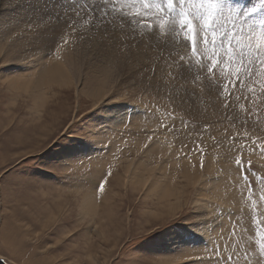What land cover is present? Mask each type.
I'll list each match as a JSON object with an SVG mask.
<instances>
[{
    "label": "rangeland",
    "instance_id": "rangeland-1",
    "mask_svg": "<svg viewBox=\"0 0 264 264\" xmlns=\"http://www.w3.org/2000/svg\"><path fill=\"white\" fill-rule=\"evenodd\" d=\"M75 1H79L77 6L84 7H93L96 1L107 2L112 16L122 13L114 10L115 0ZM75 1L68 0L72 10L77 8L72 4ZM7 4L11 9L1 11L12 14L13 4ZM116 7L119 9V5ZM130 11L125 9V13ZM96 13L100 18L101 12L96 9ZM125 13L122 14L129 18L131 29L139 32L136 40L145 48L149 33L172 38L171 29L179 43L171 41V48L175 46L172 52L186 54L194 61L191 44L182 36L174 18L169 19L161 34L155 19H144L143 13L134 19ZM17 15L15 10L14 16ZM5 18L8 19L3 17L0 21V31H3L0 34V173H3L0 175V259L7 260V264H215V258L210 261L208 256L216 246L223 245L225 255L236 251L237 243L250 251L256 247L254 220L264 219V202L259 201V196L264 194V183L252 177L258 201L254 209L235 160L241 157L246 163L251 159L252 171L264 177V156L253 149V140L257 149L264 143V90L261 88L264 76L243 77L232 89L230 106L225 108V101L220 97L209 95L207 100L201 93L205 82H200L207 78L211 85L223 88L227 83L225 77L201 72L200 78H206L192 81V92L183 79L179 80V86L167 80L163 90L160 85L151 89L147 86L146 74L151 69L145 67L149 66L147 62L133 66L119 59L122 66L114 65L112 70L111 64L107 67L102 58L103 46L99 48L101 52H83L71 47L61 55V61L67 60L64 63L71 83L44 87L45 98L38 107L33 105L28 90L9 86L6 77L28 73L35 66L31 61L39 54L56 59L58 50L67 43H61V36L55 31L41 43L38 42L40 35H27L30 44L20 49L15 44L27 38L26 31L20 33L6 28ZM234 26L244 41L253 33L264 31V0H240L235 7L218 6L211 24L218 38L220 32ZM56 41L58 45L53 50ZM248 59L245 50V64ZM135 60L131 58L132 63ZM256 71L261 70L257 67ZM95 78H105L98 88V99L91 94ZM107 79L109 82L105 85ZM157 79L160 78L157 76ZM210 84L207 86L211 87ZM164 92L165 98L161 96ZM213 97L220 109L211 115L205 105ZM125 104L127 114L120 119L122 124L113 126L112 108H122ZM173 115L176 131H165L163 125L170 123ZM135 116L144 120L139 129V126L135 128L137 121L132 126ZM138 136L143 139L140 148L133 145ZM154 142L164 144L161 147L166 150L164 157L152 158L155 176L159 177V168H163L167 156L172 154L177 161L174 167L166 165L165 174L173 175L172 183L184 191L180 209L169 212L162 209V203L156 198L145 197L138 185L129 183L126 176L124 181L121 177L125 161L140 160L144 148ZM207 159L213 162L210 172L205 169ZM223 162L229 166L230 177L238 180L235 201L224 203L219 199L220 204L214 199L206 203L208 200L197 195L201 182L215 177L217 183L224 175L217 165ZM183 167L195 174L199 172L201 182L188 184L189 179L183 178L180 172ZM109 172V182L101 192L99 185ZM85 187L92 188L98 205V213L91 221L79 215L77 193L86 192ZM184 249L191 256L176 258V252ZM253 264H264V258L256 256Z\"/></svg>",
    "mask_w": 264,
    "mask_h": 264
},
{
    "label": "bare ground",
    "instance_id": "bare-ground-1",
    "mask_svg": "<svg viewBox=\"0 0 264 264\" xmlns=\"http://www.w3.org/2000/svg\"><path fill=\"white\" fill-rule=\"evenodd\" d=\"M10 1L0 0V21L4 20V19L2 20L3 17H8V19L5 18L6 20L4 21L6 28H9V29L11 28V30H16V31L18 30L17 32H20V33L26 31V36L27 35L30 36L32 34L33 35L38 34L40 35L39 41H38L39 43L44 41L47 38V36H49V34H52L55 31L58 32L60 36H63L65 34L68 37L66 46H63L61 47V49L58 50L59 56L55 57L56 59L49 58V56L47 55H40L39 54L40 52L39 53L37 52L39 55L35 59L33 58V61H31V63L28 61L30 64L35 63V66L32 70H30L28 73L20 72V73L12 74V76L7 75L8 77H6V81L9 86H14L16 89H21L24 91L28 90L27 92L30 94L32 103L35 106L39 107L38 103H41L42 100L45 98L44 96L45 94L43 91L44 87L52 86L53 84H57L58 86H60L68 82L71 83L70 81L72 80L71 76L69 75V71H67L68 69H67L66 63H64V61L67 62V60L61 61V55L63 56V53L68 52L69 51L68 49L71 47L75 49H80V51L84 50L83 52H87V51L94 52L93 50H97L98 52H101L99 48L103 46L105 50L101 52L102 58L107 67H109L111 64L112 70L114 68V65L117 67L122 66L119 59H123L124 61L127 62V65L133 64V66L138 65L139 62H147L149 66H145V67L146 68L154 67L155 71L157 72V76L159 78L161 76L159 72L160 69L157 65H153V64L155 61L158 60V57L161 53L165 55L166 57L168 56L169 53L171 54V56H174V57H184L183 60H180V59L176 60L177 67L174 66L172 71L177 79H180V81H182L183 79L185 80L184 82L189 83V84L187 83L185 84L186 88L188 87L189 92H192L191 90L192 87L190 83L192 81H195L196 77L201 75V72L207 71L206 69L207 64L204 63L205 62L204 60H201L199 63H197L195 59H193L194 61H192V59H189V57L186 54H179L178 52L176 53L175 50L174 52H172L173 50L172 48H175V46L171 48V45H172L171 41L176 43L178 42L177 41L178 39L174 36L171 29H170V36L172 38H165V37L162 38L161 35H158L156 32L149 33V38L147 39L148 47L145 48V46L141 45V42H138L136 40L139 32L133 31L131 29L129 18L122 13L112 16L113 14H111V7L109 6L107 2L96 1L93 4V7H90L89 5H86L84 7L80 5L77 6L79 1L74 0L75 3H72V2L71 3L74 4L73 6L74 7L76 6L77 8H74V10H72L73 8L70 7L71 4L68 3V0L67 2L66 0H13V1L10 0ZM239 1L240 0H227V1L216 0V3H217V7L218 6H230V7L234 6L235 7L237 6V3ZM5 4H7L8 6L13 4L12 14L11 12L2 13L1 10H5L7 8ZM106 6H108V9L105 8ZM96 9H98L101 12L100 18L95 16V14H97ZM15 10L19 13V15L14 16ZM82 12L92 17L91 24L84 23L85 17L83 15L78 17L79 13H82ZM73 21H76V26H77L79 35L72 33L69 29H67V27H65V24H67L68 22H73ZM100 21H103L105 24H102ZM9 23H13L12 27H9ZM106 23H107L108 34L116 37L115 39H110L108 35H104V32H105L104 25H106ZM108 23L111 24V26L109 25L111 28H108ZM118 23H120L121 27H119ZM121 32L123 33V36H120ZM2 33L3 31H0V34ZM23 35H25V33ZM28 36L27 38L21 41L17 40V43L15 44V46H18V48L20 49L23 46H26L30 42L28 41ZM158 38L160 39L158 40ZM176 44L178 45L179 43H176ZM57 45H58V41H56L55 46L53 45L54 46L53 50H55ZM88 47L90 49L86 50L85 48H88ZM97 51H96V54H97ZM145 53L147 55H145ZM81 57L77 58L76 60L81 59ZM131 58H133L134 60L136 59L135 60L136 62L132 63ZM29 60H31V58ZM104 73L105 71H103V74ZM216 76H219L221 78L224 77V75L218 71H217ZM201 78H206V76L204 77L201 76ZM95 79L96 81L95 82L93 81L94 83L92 84L93 89H92L91 94L93 96L92 98L98 99L100 97L98 88L101 86L103 79H97V78ZM164 81H167V77H164ZM108 82L109 80L107 79L105 82V85H107ZM200 82H205V84L201 86V93L207 96V100H208L209 95L216 96V98L220 97L219 94L221 90L223 89L222 87H220V85L216 87L214 85H211L207 78L206 80H201ZM207 83L210 84L209 86L211 87H208ZM163 86L164 84L160 85V88L162 90H163ZM150 88L154 89L155 84ZM35 89L39 91L34 92ZM162 94L161 96L165 98L167 93L164 92L165 95H162ZM211 100L213 101L209 102V104L207 102V104L205 105L206 110H211L209 114H211L212 112H218L220 109V107L216 103V99L213 97L211 98ZM127 106L128 105L125 104L122 108H118V106L112 108L111 113L113 114L111 116V120L113 121V126L119 127L120 124H122L120 122V119L122 118L123 115L127 114L126 112H124L127 110ZM133 121L134 123H132V126L133 124H136V121L139 122L138 125H135L136 126L135 128L137 129V127L139 126L138 127L139 129L141 128L140 122H143L144 120L142 121L140 117L135 116ZM139 137L140 136L137 137L136 141L133 144L137 148H140V146H142L143 144V141H142L143 139ZM161 146H164V144H161L159 142L158 143L154 142L150 144L148 147L144 148L145 150L143 151V154L139 157L140 160L135 161L133 158H131L125 161V166L123 168V174L121 177L124 181V177L126 176L129 183L132 182L131 183L132 185L139 186V188L141 189V192L143 193L142 195H144L145 197H149V199L156 198L160 204L162 203V207H163L162 209H165L169 212L170 210H174L177 208L180 209L182 206V201L185 198L183 196L184 191L181 190L182 188L179 190V187L172 183L174 181L173 179L174 176L171 174L170 176L169 174L167 176L165 174L166 173L165 170L167 169L166 165L171 164L173 166L177 163V161H174L172 154L167 156V159H165L166 161L163 162L162 164L163 168L160 169L158 167L161 172L159 177L154 175L155 167L153 164H151L152 158L154 157L155 159L160 156L164 157L163 155L165 154V151H166L165 148ZM133 149H135L134 151H138L136 150V148H133ZM212 165H213V162L211 160H208L207 165L205 166V169L210 172L212 170ZM217 168L222 172V174H224L223 177L217 181V183L214 182V180L217 179V178L214 179L215 178L214 176H212L214 178L209 179L210 181H204L202 183L201 182L202 175H200L199 172L195 174L196 173L195 171H191V170L189 171V169H186L184 167L182 170H180V172L183 178L189 179L188 184H195V183H198L199 181L201 182L200 192H198L197 195H201L204 198V201L208 200L206 201V203L209 201L212 202L214 199H218V200L221 199V201H223L224 203H230L232 200H234V195L237 194L238 192L236 188L238 185L237 184L238 180L233 179L234 177H230V175L227 172V169L229 168V166L225 164V162L221 164L218 163ZM217 168L216 170H218ZM97 169L99 168H97L96 166V170ZM122 179H120V181ZM207 187L208 189H206ZM205 190L207 191L208 194L206 193ZM85 191L86 192H79V193L76 192L79 196V203H78L79 215L81 219L87 218L86 220L91 221L92 219L95 218V216L98 213V210H97L98 205H97L96 200L94 199L92 188L85 187ZM221 195L223 196L221 197ZM239 201H236V202H239ZM218 202H220V200ZM236 202L235 204L237 205ZM206 203H204V205ZM186 250L187 249L176 252L178 255H175V254L174 255L177 256L176 258H180V259L188 258L191 256V254H188L189 252L187 253ZM161 259L164 260L163 258ZM167 261L170 263L172 262L170 260H167ZM191 264H197V263L193 262Z\"/></svg>",
    "mask_w": 264,
    "mask_h": 264
},
{
    "label": "snow or ice",
    "instance_id": "snow-or-ice-1",
    "mask_svg": "<svg viewBox=\"0 0 264 264\" xmlns=\"http://www.w3.org/2000/svg\"><path fill=\"white\" fill-rule=\"evenodd\" d=\"M116 5H119L117 9ZM125 9L131 10L129 13H125ZM217 3L216 0H115L114 10H119L125 14L133 15V18L140 17L141 13L144 14V19H155L159 24L160 32L163 33L169 23L170 18L175 19V23L178 25L182 36L188 40L191 44L190 54L196 60L197 63L201 59L207 61V71L210 75H217V70L224 75L227 83L223 86L220 92V98L225 101L224 107L230 106L232 95V89L236 85L241 83L243 77L259 78L264 76V31L259 33H253L248 37L246 41L242 40L237 28L234 26L227 32H220L219 38L217 31L211 27L213 18L216 15ZM83 15L85 17L84 23L91 24L92 17L86 13H79L78 17ZM199 18V23H197ZM104 24L103 21H100ZM147 26V25H142ZM72 33L79 35L76 21L65 24ZM104 35H108L110 39L116 37L108 34L107 25H104ZM68 37L66 35L61 36V43L66 44ZM237 48L239 52H237ZM245 50L249 57L245 64L244 55ZM145 55H147L145 53ZM240 59L237 61V56ZM183 60L184 57H174L169 53L166 57L162 53L159 55L158 60L153 65H157L160 69V79H157V72L151 68L150 72L147 73L148 87L159 86L164 83V77H167L169 83L175 81L179 86V80L173 74V67H177L176 60ZM257 67L260 68V72L256 71ZM196 80L199 81L200 77L197 76ZM136 84H133L135 87ZM245 86L247 84L245 83ZM264 90V85H261ZM251 91H255L252 88ZM243 107V106H241ZM174 111V110H173ZM176 120L174 115L170 119V123L164 124L163 128L165 131L171 130L176 131ZM183 131V129H181ZM248 139H252L249 137ZM231 147V146H229ZM253 149L259 150L260 154L264 156V143H262L257 149L256 142L253 140ZM236 166L240 173V178L244 181V185L248 188L249 198L253 205V208L258 207V201L256 199V193L253 188L252 177L255 176L256 180L264 183V177L257 176L252 171L253 161L247 160L245 163L244 159L237 157L235 160ZM251 173V175H250ZM3 173H0L2 175ZM111 172L103 177L99 185V190L104 191L105 185L109 182V176ZM259 201L264 202V194L259 196ZM255 236H256V247L251 251L247 248H241L240 244H236V251L230 252L225 255V247L219 245L214 247L212 254L208 256L209 260L214 257L215 264H253L256 256L264 258V219L254 220ZM246 231V229H241ZM233 236H235V229H232ZM2 264H7V260L0 259Z\"/></svg>",
    "mask_w": 264,
    "mask_h": 264
}]
</instances>
